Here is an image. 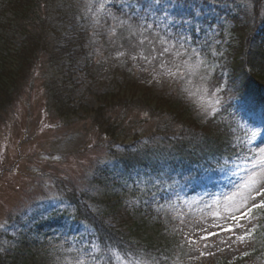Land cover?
<instances>
[{
    "label": "rangeland",
    "instance_id": "374dc122",
    "mask_svg": "<svg viewBox=\"0 0 264 264\" xmlns=\"http://www.w3.org/2000/svg\"><path fill=\"white\" fill-rule=\"evenodd\" d=\"M62 2L68 3L66 0ZM69 2L73 3L82 28L84 29L85 23L92 27L90 19L86 18L82 11L83 0H69ZM218 2L215 3L214 0H192L191 2L181 0V3L192 5L189 11L196 18L202 19L210 16L216 21V24L210 29V33L216 37L210 46L212 60L209 61L200 53L199 46L193 47L200 53V58L207 61L208 68L211 69L207 85L209 95L205 96L203 100L199 95L190 97L184 93L181 86L183 82L166 77L154 79L155 73L152 72V67L140 60L132 61L127 56L117 58L118 50L135 51L131 45L135 43L136 37H129L127 32H123L125 39L113 37L112 39L117 40L116 45H113L107 32V28L112 23L107 25L102 18L103 27H98L95 34L92 31L91 42L93 34L98 42L95 48L96 55L90 54L81 57L72 74L64 77L60 72L58 62L50 57H42L38 64L35 63L33 74L29 80L13 93L8 103L0 106V256L13 252L18 254L17 250L22 251L26 247L34 245L38 240L39 244H43V248L46 246L50 248L48 252L54 254L56 260L61 261L58 264H63L65 259L71 260L75 255L65 250L71 248L77 252L80 247L70 244V242L67 244V240L70 235L75 236L81 230L85 232L87 228L84 223L71 221V217L67 214L71 210L70 204H68L65 194L62 193L61 185L56 182L61 183V180L69 182L73 179L84 189L94 185L96 186L94 193L89 192V189L86 191L97 195V198L108 194L105 192H117L118 188L113 186V183H117L123 178V175L116 172L117 169L114 168L116 163L111 160L112 157L109 155L111 153L101 151L98 147L95 149L96 146L93 147L96 138L93 137L92 131L87 129L86 125H82V121L79 120L81 117H86L84 113L80 112L78 118L72 119L73 122L67 121L65 117L58 114L51 94L53 80L57 78H61L60 82L67 80L65 87L72 90L73 104L79 108L81 106L79 101H83V106L92 110L97 109L100 105L98 94L117 92V84L114 83V80L122 81V73L130 72L134 75L133 78L153 87L158 94L170 93L174 99L177 96L185 98L190 103L193 118L199 124L204 125L212 122L214 125H218L222 120H226L225 115L219 112L224 85L217 91V87H214L213 76L216 71L220 72L229 60L230 45L233 44L235 38L232 37L231 32L232 22L226 21L225 17H221L219 20L218 7L222 11L229 9L237 11L240 7L246 12L245 18L248 17V13L253 12L255 17L262 21L264 20L262 19L264 18V0H220ZM170 11L175 10L169 9ZM66 24L69 25V19H63L60 22L63 27ZM70 29L69 27L68 30L71 31ZM184 31L185 37L180 42L184 43L185 48L191 51L189 30L186 28ZM156 32L151 29L146 34L151 36ZM21 41H23V36L18 35L15 44H20ZM261 43L264 46V35L261 37ZM120 44H123L124 48L120 49ZM172 44H177V42ZM256 44V41L249 43L250 51ZM89 64L95 65L92 72L93 78L87 77L86 72L83 71V67ZM231 71L232 69H226L224 74L228 76ZM213 93L220 100V104L217 105L215 118L205 120L199 115V105L206 104L209 99H212ZM82 97L83 100H81ZM132 115L133 119H140L146 118L147 113L141 109ZM251 115L258 123L257 127L243 122H238V124L240 127L245 126L249 145L256 155L259 153V149L264 148V131L261 129L264 126V110L259 111V114ZM150 129L151 125L148 127L146 124L141 129V137L149 135ZM131 141L129 140L128 143L135 144ZM144 144L146 141L142 140L136 146ZM91 147L93 148L91 149ZM251 161L246 165L234 164L219 171L217 175L205 172L183 191H180L178 198L172 192V195L167 197L168 202L166 203L161 199L153 200L151 202L152 209L156 214H161L165 220L166 229L163 234L167 237L179 238L181 246L185 244L184 237H187L194 227L196 230L192 239H197L202 235L199 232L197 221H200L202 216L207 217L212 211L204 208V205L212 204L214 200L223 201L225 196L235 191L237 185L242 182L248 170L251 169ZM99 172L106 173L105 178ZM108 172L111 173V176L107 174ZM134 174V170L128 172L130 177H134ZM97 180L99 183L96 182ZM130 204L124 203L114 208H104V210H108L105 213L110 225L120 226V230L124 234L129 233L124 224L126 221L134 222L136 227L147 226V229L151 231L157 217H148L146 212H139L136 209L132 211L134 208L128 206ZM160 204H163L167 211H158ZM202 209L203 211H201ZM101 210L99 208L95 211ZM211 223V218L206 219L203 226L207 227ZM260 223L264 224L261 221ZM209 231L219 232V229L210 228ZM227 235V233H220L219 236L211 237L207 241L211 250L216 253L214 256L201 257L199 252L184 246L180 247L181 250L176 260L179 259L181 264H213L223 259L241 258L240 250L244 248V245H240L239 250L236 245H233L231 251L228 250L226 245L221 243L222 240L227 239ZM44 240H49V243ZM257 242L256 239L252 242L253 254L246 258L247 264H264L259 256L254 255L262 250V245ZM96 247L90 245V248L85 250V252L91 253L84 257L89 264H92L94 256L92 250ZM201 250L204 249L201 247ZM189 254L194 258L189 259ZM114 257L117 264H128L124 257L120 256L119 260L116 259V255ZM33 264H51V262L44 256V253H41Z\"/></svg>",
    "mask_w": 264,
    "mask_h": 264
},
{
    "label": "trees",
    "instance_id": "16d2710c",
    "mask_svg": "<svg viewBox=\"0 0 264 264\" xmlns=\"http://www.w3.org/2000/svg\"><path fill=\"white\" fill-rule=\"evenodd\" d=\"M62 1L64 0H0L1 107L8 103L13 93L29 80L35 63L38 64L42 57L56 60L60 72L66 77L73 73L81 57L95 53L94 42H91L88 35L89 30L85 32L82 28L73 3L69 0H66L68 3ZM146 2L147 0H112L108 7L115 15L123 19L130 18L134 24H153L154 28L164 29L166 20L162 19L160 13H149L145 19L140 18L145 16L141 5ZM121 8L122 12L118 10ZM242 12L231 11L224 14L233 22L236 38L230 47L227 62L229 68L233 70L224 92L229 102L228 112L232 108V100L240 99L247 102L244 106L246 108L253 103L252 100H260V97L264 96V47L259 43L260 34L264 33L263 23H258L253 12L248 13L246 18L244 17L246 12ZM157 16L160 17L159 20L156 19ZM63 19H69L68 26L60 25ZM104 20L108 23L112 22L106 17ZM69 27L71 31L68 30ZM18 35L23 36V41L15 44ZM208 38L210 39L206 31L199 36L194 34V39L200 40L198 44L202 49L209 47L208 43L203 44V40ZM255 41L257 44L250 51L249 43ZM206 54L209 56L208 53ZM94 67L92 64L83 67L87 77H94L92 73ZM121 76L122 81L114 80L117 84V92L98 94L100 105L97 109L88 110L83 106V101H79L81 106L77 108L71 99L72 90L65 87L67 80L60 82L61 78L52 81L51 94L58 114L67 121L73 122L72 119L78 118L80 112L86 115L79 120L96 138L93 147L110 152V157L117 164L116 169L129 170L139 165L148 167L153 172L148 175L149 182L146 184L138 179L133 189H129L124 183L122 187L120 186L121 193L105 192L108 194L97 198V195H93L96 188L94 185L87 188L93 193H88L87 189L82 188L73 179L69 182L61 180V183H56L61 185L67 200L76 208L71 212L73 220L84 221L90 228L88 234L77 235L79 240L77 245L84 251L89 245L97 246L92 252L102 264H114L112 254L114 251L122 253L127 258L148 260L150 264L154 259L160 264H166L167 259L172 258L177 252L179 244L177 240L163 234L166 227L162 217L157 219L152 226L154 228L150 227L151 231L147 226L136 227L134 222L126 221L124 224L129 233L124 234L120 226L110 225L105 213L108 210L104 208L131 203L129 206L132 208L139 210L142 208L144 211L146 207L147 210L149 205L144 201L150 200L152 194L156 196L161 193L160 196L163 198L172 184L185 183L188 173L181 167L182 162L185 166L191 162L192 167L203 165L204 169H211L218 164L221 166L225 162L240 159L246 147L232 140L241 131L232 130L231 126H226V121L218 125L208 123L201 125L193 118L190 105L184 98L177 96L174 99L170 93H165L167 96L158 94L153 87L139 82L131 74L122 73ZM216 78L220 85L223 76ZM141 109L147 113L146 118L133 119L132 113ZM163 121L165 123H162ZM146 124L148 127L151 125V132L147 130L149 135L146 144L136 146L142 134L141 129ZM129 140L135 142L134 147L131 148ZM117 145L122 147V151L116 149ZM204 169H201V174ZM156 170L158 177L154 175ZM99 173L105 178L106 173ZM162 173H164L163 177H161ZM156 178L165 183H158L155 186ZM96 182L99 183L98 180ZM99 208L102 210L95 211ZM148 211L149 214L146 213L148 217H153L152 212L149 209ZM257 234L260 235L261 232ZM260 240L264 244V236L260 237ZM49 249V247L43 248L37 240L34 245L22 251L17 250L18 254L13 252L1 255L0 264H33L41 253H44L51 264L60 263V260L54 258V254L48 252ZM71 254L77 255V252L72 251ZM258 256L264 260V251ZM233 261L234 264H247L245 258ZM215 264H229V261H219Z\"/></svg>",
    "mask_w": 264,
    "mask_h": 264
},
{
    "label": "snow or ice",
    "instance_id": "6c2138e0",
    "mask_svg": "<svg viewBox=\"0 0 264 264\" xmlns=\"http://www.w3.org/2000/svg\"><path fill=\"white\" fill-rule=\"evenodd\" d=\"M109 3L110 0H83L82 11L84 16L90 19L94 34L98 27H103L101 24L102 16L113 21L107 28L110 42L113 45L117 43L116 39H112L113 37L125 39L123 32H127L129 37H136L135 43L131 45L135 51L118 50L117 58L127 56L132 61L140 60L144 62L152 67V72L155 73L154 79L156 77H166L177 82H183L181 85L183 91L190 97L199 95L200 99L203 100L205 96L209 95L207 85L211 69L208 68L207 61L200 58V53L195 48L191 51L185 48V44L180 42L183 39L180 33L176 35L177 44L171 43V36H161L159 32L149 36L146 33L153 28V24H134L130 22V18L122 19L109 9ZM191 7L190 4L181 3V0H175V2L173 0H147L146 4L141 5L145 16L140 18L145 19L149 13H163L165 20L172 19L175 21V17L179 16L181 20L188 23L185 17L193 15L189 11ZM169 9L175 11L169 12ZM118 10L123 11L122 8ZM137 15H140L139 11ZM156 19L159 20L160 17L157 16ZM119 48H124V45L120 44ZM217 91H219L218 87ZM212 97L206 104L201 103L199 105V115L205 120L214 119L217 114V105L220 104V100L215 97L214 93ZM251 164V169L248 170L242 182L237 185L235 191L225 196L223 201L214 200L212 204L204 205V208L212 211L209 212L207 217L202 216L201 220L197 221L199 232L202 235L197 239H192L196 230L194 227L189 235L184 237L185 245L192 251L199 252V256H214L216 254L211 250L207 241L211 237L219 236L220 233L228 234L227 239L221 241L228 250L231 251L233 245H236L238 250L240 245H244V248L240 250V256L246 259L253 254L252 242L257 233L264 230V224L260 223L261 220H264V148L259 149V153L253 156ZM181 167L186 169L188 175L185 177V183L180 185L179 189H172L177 198L180 191H183L192 181L201 177V169H204L203 165L192 167L191 162H188L187 166L182 162ZM204 171H207V169H204ZM157 210L167 211L164 209L163 204H160ZM209 218L212 219V223L207 227L203 226L204 220ZM172 219H175V217H172ZM210 228L219 229V232L209 231ZM201 242L203 243L201 244ZM201 247L204 250H201ZM65 251L70 253L73 250L69 248ZM109 251L111 250L109 249ZM112 254L116 255L117 260L121 259L116 253ZM89 255L91 253L79 249L77 255L71 260L65 259L63 264H89L84 258ZM193 258L189 254V259ZM92 264H99V259L93 256ZM128 264H144V261L133 258L128 260ZM152 264H160V262L154 259ZM173 264H181V262L177 259ZM229 264H234V261L230 260Z\"/></svg>",
    "mask_w": 264,
    "mask_h": 264
}]
</instances>
